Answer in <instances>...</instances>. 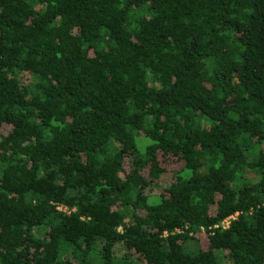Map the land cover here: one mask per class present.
<instances>
[{
  "label": "trees",
  "instance_id": "obj_1",
  "mask_svg": "<svg viewBox=\"0 0 264 264\" xmlns=\"http://www.w3.org/2000/svg\"><path fill=\"white\" fill-rule=\"evenodd\" d=\"M0 264H264V0H0Z\"/></svg>",
  "mask_w": 264,
  "mask_h": 264
},
{
  "label": "rangeland",
  "instance_id": "obj_2",
  "mask_svg": "<svg viewBox=\"0 0 264 264\" xmlns=\"http://www.w3.org/2000/svg\"><path fill=\"white\" fill-rule=\"evenodd\" d=\"M143 141H145V139H142V142ZM162 164L165 166V171L161 174L158 180L155 181L156 184L152 186L153 192H157L160 188L172 181L174 179L175 172L182 166L179 160L172 157H168L167 160L162 162ZM200 240L201 244L205 246V233L203 231L200 232Z\"/></svg>",
  "mask_w": 264,
  "mask_h": 264
},
{
  "label": "built area",
  "instance_id": "obj_3",
  "mask_svg": "<svg viewBox=\"0 0 264 264\" xmlns=\"http://www.w3.org/2000/svg\"><path fill=\"white\" fill-rule=\"evenodd\" d=\"M58 208H60V207H58ZM230 217H231V216H229V217H227V218H225L224 220L221 221V225H222L223 227L226 226V225L228 224Z\"/></svg>",
  "mask_w": 264,
  "mask_h": 264
}]
</instances>
